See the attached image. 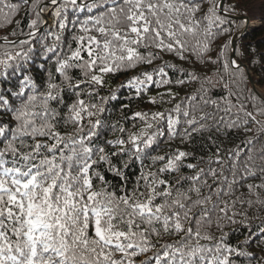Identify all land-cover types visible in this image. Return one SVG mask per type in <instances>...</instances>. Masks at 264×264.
Here are the masks:
<instances>
[{"label":"snow or ice","instance_id":"obj_1","mask_svg":"<svg viewBox=\"0 0 264 264\" xmlns=\"http://www.w3.org/2000/svg\"><path fill=\"white\" fill-rule=\"evenodd\" d=\"M249 11L0 0V264H264V51L235 39Z\"/></svg>","mask_w":264,"mask_h":264},{"label":"trees","instance_id":"obj_2","mask_svg":"<svg viewBox=\"0 0 264 264\" xmlns=\"http://www.w3.org/2000/svg\"><path fill=\"white\" fill-rule=\"evenodd\" d=\"M247 7L250 9L248 14L251 16V21L249 27L244 30L241 35L236 36V46L239 47L241 43H243L249 45L251 49H255L257 52H262L264 51V23L261 22V18L264 17V0H247ZM257 59H259L258 56ZM260 72L261 67L257 64L256 71L253 74L254 79L259 76ZM122 80H124L123 76L115 80L110 79L108 87L101 92V95H107L109 88H116ZM130 94L131 93L127 89H121L118 93L117 100L109 103L108 108L113 119H119L121 117V104L128 103L126 97ZM150 94L155 95V90ZM182 94L183 93H181V95ZM146 107H152L153 110H163L164 108L171 107V105L146 106L141 102H133L132 110L145 109ZM128 126L131 127L130 124ZM177 143L179 142L177 141Z\"/></svg>","mask_w":264,"mask_h":264}]
</instances>
